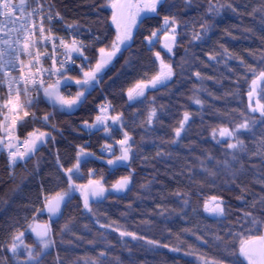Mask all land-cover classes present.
<instances>
[{
  "label": "trees",
  "instance_id": "16d2710c",
  "mask_svg": "<svg viewBox=\"0 0 264 264\" xmlns=\"http://www.w3.org/2000/svg\"><path fill=\"white\" fill-rule=\"evenodd\" d=\"M44 2L76 32L99 37L85 53L89 64H95L97 49L109 48L116 36L106 0ZM211 4L220 11L209 13V0H162L157 13L139 20L130 47L86 99L71 110L59 111L44 98L36 113L49 115L48 125L24 121L18 126V138L34 128L50 136L12 168L5 159L0 163V264H15L6 251L10 239L39 213L46 196L65 191L67 177L60 165L72 167L80 147L93 157L80 159L83 178L78 183L90 170L92 178L106 187L123 176H130V183L125 191L112 190L106 199L93 202L92 212L83 209L79 197L68 199L62 215L50 224L52 248L39 264H244L241 242L260 236L264 229V118L249 113L247 96L250 83L264 69V0H211ZM165 16L178 25L172 55L163 56L175 74L167 87L149 90L142 102L130 103L127 89L157 71L154 53L161 51L156 44L147 46L145 37L160 28ZM202 24L210 28L200 41H193ZM249 66L257 69L255 74ZM70 76L79 79L80 74ZM196 99L201 104H195ZM256 99L264 103V81ZM103 103L114 109L110 115L123 116L125 127L120 125L111 139L119 140L124 131L132 138L129 161L115 164L122 166L99 160L103 157L99 149L109 143L106 134L81 128L85 121L93 122ZM153 107L157 117L149 124ZM185 112L190 120L178 139L174 130ZM245 119L255 123L238 133L243 149L228 150L227 143L235 139L219 137V128H235ZM211 196L219 198L223 216L204 212V202ZM120 231L144 239L121 237ZM32 241L26 237L28 244ZM101 251L106 253L103 258Z\"/></svg>",
  "mask_w": 264,
  "mask_h": 264
},
{
  "label": "snow or ice",
  "instance_id": "6c2138e0",
  "mask_svg": "<svg viewBox=\"0 0 264 264\" xmlns=\"http://www.w3.org/2000/svg\"><path fill=\"white\" fill-rule=\"evenodd\" d=\"M162 2V0H109L108 6L112 10V23L116 26V36L111 44V49L109 50L106 47H99L97 49L98 57L96 59L95 66L90 70H84V65L76 64V59L82 57L88 63H91L88 58L85 56V45L78 41L73 36L71 43L66 42L64 39H59V46H62L64 49L63 55L65 59H59L57 53V44L55 43L54 36L51 32V29H45L43 23V17L41 18L40 23L37 25L36 23H32L31 29L28 27V21L25 20L24 23L20 24L18 27L16 26V22L12 20L13 12L17 8H24V2L21 0L19 5L13 4L12 0H0V16L5 18L4 23H11L13 27L7 29V39H2V43L7 45V48L3 51H0V72L3 73L4 83L8 84L9 87V98L4 103L3 107L8 108L11 113H17L19 109L31 106L33 97H31L30 93L32 91L31 88L27 87V85L33 86V88L39 92L41 89L43 90L44 98L51 102L53 107L59 106L61 110H71L73 107L77 106L84 99L87 98V94H89V89L92 88L96 83H98L103 75L114 65L115 60L119 55L123 53L130 47V41L134 39L133 29L138 24V18L142 13H157L158 5ZM209 13L212 11L219 12L220 8H217L215 5L211 4V0H209ZM231 7V5H228ZM35 15V10L28 13V17L31 18ZM49 21L52 20L51 15L47 17ZM171 26V27H169ZM186 27V25H185ZM38 28V36L36 34ZM210 25L202 24L200 32H194L192 36L193 41H200L203 36L207 33ZM164 30L165 43L162 45L164 49L168 53L173 51V47L178 42V25L177 21L174 18L169 16L164 17ZM48 32V35H45V32ZM13 33H15V39H13ZM159 34L158 30H154L151 33V36L145 37V39L150 43H155L154 38ZM48 42H52V54L51 60L52 65L51 68L43 67L42 61L44 58H47V52H40L39 46L45 45ZM11 50V53L14 55L10 56L8 59H5V53L8 50ZM35 49V53L33 52ZM227 53V50H225ZM21 54L30 57L28 65H24V61L20 59ZM155 59L158 62V70L150 79H142L138 80L132 87L127 89V99L129 102H136L146 98V93L149 90H158L159 88L167 87V85L171 82L174 76V66L171 63H166L162 58L161 53L159 51L154 53ZM214 57L209 56V59H213ZM19 61L21 64V79L25 83L26 87L23 91V95L27 98V103L21 102V92L17 88L15 89V96L11 95L13 91V85L20 83L10 77L9 72L11 69L15 68V62ZM36 65V72L31 73L32 64ZM71 64L75 67H79L82 72V78L77 79L72 76L66 75L67 72L71 71L68 65ZM243 64V61H241ZM24 67H29V77H25V73L23 71ZM248 71L255 74L257 69L249 66ZM197 78H200V73L196 72L194 74ZM55 76L57 79L54 83L47 84L45 86V77ZM37 77H39L37 79ZM259 81H264V69L259 70V74L255 79L252 80L251 86L252 90L247 92V96L249 98L248 111L249 113H259L261 118H264V103H261L259 99L256 100L255 106L252 104V99L257 92V85ZM75 84L78 90L75 96H71L70 94H62L61 87L62 85L65 87H69L72 84ZM195 104H201L199 99L194 101ZM114 111L111 108V105H101L99 107V114L96 116L94 123H89L87 121L84 122L85 127L89 129L100 130L103 128L105 134L110 132L112 125H121V127H125L122 124L123 116L122 114L110 115L109 112ZM29 112H24V117H28ZM157 117V110L153 107L148 113V123L152 124L154 118ZM7 115L5 116V120H7ZM21 117L18 115L14 116L12 119V128L15 129L17 127V122L21 121ZM44 121L47 122L51 119L49 115H45L43 117ZM190 120V114L185 112L183 114V119L180 121L179 127L175 128V136L179 139L182 135V132L185 130L186 124ZM111 121V124L108 123ZM255 121L253 119H245L243 123L236 125L235 128L229 127H220L218 135L221 138H227L229 141L235 139V143L228 142L227 149L238 151L243 149L244 143L241 139L238 138V133L241 131L250 130ZM213 138L216 136L215 129L213 130ZM50 134L45 131L34 130L33 132L28 133V139L23 141L24 151H20L19 148L14 143H7L4 145L5 149H15L14 151H9V161L15 162L17 159L24 160L30 154L34 153L39 149L41 145H43ZM15 139V138H13ZM131 137L127 131L123 132V138L116 140V144L120 146L121 154L117 156L114 160H107L108 165H115L117 163H127L130 159V153L132 151L130 141ZM175 142V141H174ZM219 143V141H217ZM3 143V141H0ZM104 149L108 152H113L112 144H105ZM91 155V153H87L83 147H80L77 152V162L70 168H63V165H60V168L63 170L65 176L67 177L68 187L63 192H57L55 197H47L45 198L44 210L49 215V218L58 219L60 215H62V204L72 197L73 193H79V196L82 200L83 208L87 212H92L91 204L93 202L101 201L106 199V192L108 189L105 188L104 184L101 180L97 179H89L87 184H79L76 183V178L80 174L81 164L80 158L83 156ZM211 159V158H209ZM233 159H235V155L233 153ZM59 162V161H58ZM225 167H229L228 163H225ZM92 174V170H90V175ZM211 174V173H210ZM130 176H123L119 180H117L112 186L111 190L115 192H123L127 189L130 183ZM211 201H215L214 205H210L208 201L204 202L203 210L204 212L215 215V216H223L224 209L221 207V203L217 196H211ZM185 204H188V201H185ZM37 211H41L37 209ZM248 214L246 213L245 216ZM255 224L256 221L253 220ZM102 228L105 225H100ZM32 233L35 234L37 241L39 243L40 251H35L32 247L24 245V241L22 239L23 233L20 235H14L12 237L11 246L8 248V251L13 255H16L18 250L21 247H24L26 252V259L22 264H39L40 258L44 254L45 250L48 249L52 240L50 238L52 228L49 224L43 225H35L30 226ZM68 230V225H65V229ZM113 231L117 229L113 228ZM119 235L121 237L129 236L133 240L144 239L143 236H138L134 232L130 231H120ZM217 239H220L218 236ZM147 243L153 244L155 243L152 240H148ZM100 257H105L106 253L104 251L100 252ZM239 255L247 260L248 264H264V235L254 236L251 239L243 240L241 242ZM92 264H97L96 261H92Z\"/></svg>",
  "mask_w": 264,
  "mask_h": 264
},
{
  "label": "built area",
  "instance_id": "2783aa9c",
  "mask_svg": "<svg viewBox=\"0 0 264 264\" xmlns=\"http://www.w3.org/2000/svg\"><path fill=\"white\" fill-rule=\"evenodd\" d=\"M23 2L25 5L24 8H17L13 12L12 20H14L16 22L17 27L20 24L24 23L25 20H27L28 21V27H29V29H31L32 23H36L38 25L41 21V18L43 17V23H44L45 29H49V28L51 29V32H52L54 39H55V43L58 46L57 47V53H58L59 59H65V56L63 55L64 49L62 48V46H59V39H64L66 42L71 43V40L73 39V36L75 35V38L78 41H81L86 46L84 49L85 53L88 49H90L93 46V44H95L99 40V37L94 33L81 34V33L76 32L68 24H66L62 20V18L44 2V0H23ZM12 3L19 5L21 3V0H12ZM33 10H35V15L32 16L31 18H29L28 13L32 12ZM49 15H51V17H52L51 21H49L47 19V17ZM4 21H5V18L3 16H0V38L7 39L8 38V36L6 34L7 29L13 27V25L11 23L5 24ZM36 34L38 36V28H37ZM12 35H13V39H15V33H13ZM45 35H48L47 31L45 32ZM6 48H7V45H4L2 43V40H0V51H3ZM35 51L36 50L33 49L34 53H35ZM39 51L48 53L47 58L43 59L42 64H43V67H45V68H51V65H52V60H51L52 42H48L45 45H40ZM12 55H14V53H11V50L9 49L5 53L4 58L8 59ZM20 59L24 61V65H28L30 57L21 54ZM82 63L85 67L86 61L82 57L76 59L77 65L82 64ZM68 67L71 69V71L66 73V75H68V76H70L73 73L81 72V69L79 67H75L71 64H69ZM20 70H21V64L19 61H16L15 62V68L10 70L9 75L11 78H13L17 81H20V83L13 85V91L11 92V95L14 97L16 94L15 89L18 88L21 92V102L26 104L27 98L23 95V91H24L26 85L23 82V80L21 79ZM23 71L25 73V77H29V67H24ZM35 72H36V65L33 62L32 66H31V73H35ZM38 78L39 77H37V79ZM4 79L5 78L3 76V73L0 72V88H1V93H2L1 108L3 109L5 116L7 115V117H8L7 120L4 119L3 124H4V128L8 130V132L10 133V135L13 138H15L16 146L21 150L23 147V141L24 140H23V138H18L17 128L24 121H32V122L33 121L34 122L40 121L38 114L36 113V108H37L36 105H37L38 101L40 100V98H44L43 90L41 89L39 92H37L33 88V86L27 85V87L32 89V91L30 93L31 97H33L31 106L21 108L18 110L17 113H11L8 108L3 107L4 103L9 98V87H8L7 83H4ZM56 79H57V77H55V76H52L50 78L45 77V81H46L45 86H47V84L54 83ZM25 111L29 112L28 117H24ZM16 115H18L22 119H21V121L17 122V127L15 129H13L12 128V119Z\"/></svg>",
  "mask_w": 264,
  "mask_h": 264
},
{
  "label": "rangeland",
  "instance_id": "374dc122",
  "mask_svg": "<svg viewBox=\"0 0 264 264\" xmlns=\"http://www.w3.org/2000/svg\"><path fill=\"white\" fill-rule=\"evenodd\" d=\"M108 4H109V0H106V3H105V8H107L109 11H110V13H111V15H112V10H111V8L108 6ZM151 14H154V13H142L141 14V16L138 18V22H139V20L141 19V18H143V17H145V16H147V15H151ZM169 27H171V26H169ZM135 29V28H134ZM134 29H133V31H134ZM158 31H159V34H158V36L157 37H155L154 38V41H155V43H154V45L156 44L157 45V47L159 48V50L161 51V56H162V58L164 59V57H170L171 55H172V52L171 53H168L167 51H166V49H164L163 47H162V45L165 43L164 42V36H165V30H164V20L162 21V23H161V26H160V28L159 29H157ZM151 36V35H150ZM145 42H146V44H147V46H153V44H150L146 39H145ZM109 50L111 49V46L108 48ZM173 49H174V47H173ZM164 56V57H163ZM156 60V59H155ZM165 60V59H164ZM165 62L166 63H168V61L167 60H165ZM156 63H157V70H158V62L156 61ZM95 66V64H89V63H86V65H85V67H84V70H90L92 67H94ZM79 74H80V77H79V79H81L82 78V72H79ZM74 84V83H73ZM259 85H260V81L258 82V85H257V89H258V87H259ZM75 87H76V85H75ZM250 88H251V90H252V86H251V83H250ZM91 89V88H90ZM89 89V90H90ZM78 90H82V89H78L77 87L75 88V90H72L71 88H68V87H65V86H63L62 85V87H61V92H62V94H66V95H68V94H70L71 96H75V94H76V92L78 91ZM256 95H257V92H256ZM256 95H254V97H253V99H252V104H253V106H255V102H256ZM44 98H40V100L38 101V103H37V105H36V107L38 106V104L43 100ZM1 100H2V97H1V99H0V111L3 113V122H4V119H5V114H4V112H3V109L1 108ZM130 103H132V102H130ZM101 105H109V104H107V103H103V104H101ZM100 105V106H101ZM99 106V107H100ZM50 107H51V109H53V110H59V111H62L60 108H59V106H56V107H53L52 106V104L50 103ZM99 107L97 108V110H98V114H99ZM97 114V115H98ZM38 117H39V122L37 121V122H34L33 121V123L37 126L38 124H46V125H48V122H45L44 121V119H43V117L44 116H41V115H38ZM96 118V117H95ZM95 118H94V120H93V122L92 123H94V121H95ZM108 123L109 124H111V121H108ZM81 128L86 132V133H92V132H94V131H99V130H96V129H89V128H87V127H85V124H82L81 125ZM34 130H38V131H41V129H39V128H34L31 132H33ZM115 130H120V125H112V127H111V129H110V132L108 133V134H106L107 136H108V138H109V143H106V144H112L113 145V152H108L107 150H105L104 149V145L105 144H103L102 146H101V148L99 149V153L101 154V156H103L102 158H99V160L100 161H103V162H105V163H107V160H109V159H115L117 156H119L120 154H121V151H120V146L119 145H117L115 142H116V140L114 141L113 139H111V136L113 135V132L115 131ZM100 131L103 133V134H105L104 133V131H103V128L101 127L100 128ZM123 138V133H121V138L120 139H122ZM1 139H2V141H3V149L5 150V155H6V158H7V163H8V166H9V168H12L17 162H19V161H23V160H20V159H17L15 162H10L9 161V151H14L15 149H5V147H4V145L5 144H7V143H9V142H11V143H14L15 145H16V143H15V139H13V137L10 135V133L8 132V130L7 129H4V131H3V134H2V137H1ZM25 139H28V134L23 138V140H25ZM130 145H131V141H130ZM20 150V149H19ZM79 150V149H78ZM20 151H24V147H22V149L20 150ZM87 152V151H86ZM132 152V151H131ZM88 153V152H87ZM33 154V153H32ZM32 154H30L29 156H31ZM130 155H131V153H130ZM28 156V157H29ZM28 157H26V158H28ZM87 157H93L92 155H88ZM25 158V159H26ZM24 159V160H25ZM114 166H122L121 164L120 165H114ZM126 165H124V167H125ZM127 167V166H126ZM92 175H93V173L90 175V172H89V174L87 175V177L84 179V181L82 182V183H79V184H87V181L91 178V179H93L92 178ZM83 178V175H82V173L80 172V174L77 176V178H76V183H78V181L77 180H79V179H82ZM98 180V179H97ZM101 182L103 183V181L101 180ZM67 187H68V185H67ZM67 187H66V189H67ZM105 188L106 189H108V191L106 192V195H108L112 190H111V187H106L105 186ZM65 189V190H66ZM73 196H77V197H79V199L81 200V198H80V196H79V193H73L72 194V197ZM208 202H209V204L210 205H214L216 202L215 201H211L210 199L208 200ZM81 203H82V200H81ZM82 206H83V204H82ZM84 209V208H83ZM85 210V209H84ZM37 222H44V223H46V224H49L50 225V222H49V220L47 219V218H41V216L39 217L38 216V214L36 215V216H34L26 225H25V227L21 230V231H19L18 233H16L15 235H20L21 233H23V236H22V239H23V241H24V245H27V246H29V247H32L35 251H40V248H39V243H38V241H35V240H33L32 241V244H28L27 242H26V237L27 236H30V231H31V227L30 226H33V224L34 223H37ZM50 238H51V235H50ZM11 243H12V238L10 239V242H9V244L7 245V247H6V251L8 252V254H9V256H10V258L12 259V261L15 263V264H22V262H24L25 261V259H26V252H25V249H24V247H21L19 250H18V252H17V254L16 255H13L11 252H9L8 251V248L11 246ZM51 248H52V244H51V246L48 248V249H46L45 250V252H44V254L46 253V252H48V251H50L51 250ZM240 250V249H239ZM240 258L242 259V261L244 262V264H248V262H247V260H245L243 257H241L240 256Z\"/></svg>",
  "mask_w": 264,
  "mask_h": 264
},
{
  "label": "water",
  "instance_id": "95a60500",
  "mask_svg": "<svg viewBox=\"0 0 264 264\" xmlns=\"http://www.w3.org/2000/svg\"><path fill=\"white\" fill-rule=\"evenodd\" d=\"M114 26H115V25H114ZM115 28H116V26H115ZM164 42H165V40H164ZM0 128L3 129V126L0 125ZM82 158H83V157H81L80 159H82ZM121 163H122V162H121ZM117 164H118V163H117ZM55 196H56V195H55ZM55 196H53V197H55ZM66 201H67V200H66ZM66 201L62 204V210H63V207H64ZM44 204H45V203H44ZM44 204H43V207H42L41 211H39L38 214H39V216H46L47 219L49 220L50 224H51L53 221L56 220V218H52V219L49 218L48 213L46 212V210H44ZM43 224H46V223H44V222H37V223H34L33 226H35V225H43ZM263 235H264V230H263ZM30 236L32 237L33 240L37 241V238L35 237V234L32 233V231H30Z\"/></svg>",
  "mask_w": 264,
  "mask_h": 264
},
{
  "label": "flooded vegetation",
  "instance_id": "af4514ba",
  "mask_svg": "<svg viewBox=\"0 0 264 264\" xmlns=\"http://www.w3.org/2000/svg\"><path fill=\"white\" fill-rule=\"evenodd\" d=\"M0 99H1V88H0ZM0 125L3 126V113L1 111H0ZM3 131L4 130L0 128V141H2L1 137H2ZM3 159L7 160L6 155H5V150L3 149V143H0V163L2 162ZM38 216H39V214H38ZM41 218H47V217L41 216ZM261 235H263V231H262Z\"/></svg>",
  "mask_w": 264,
  "mask_h": 264
}]
</instances>
